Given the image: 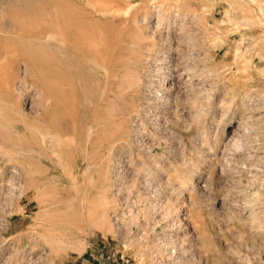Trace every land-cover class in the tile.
I'll return each instance as SVG.
<instances>
[{"label": "rangeland", "instance_id": "obj_1", "mask_svg": "<svg viewBox=\"0 0 264 264\" xmlns=\"http://www.w3.org/2000/svg\"><path fill=\"white\" fill-rule=\"evenodd\" d=\"M0 264H264V0H0Z\"/></svg>", "mask_w": 264, "mask_h": 264}, {"label": "bare ground", "instance_id": "obj_2", "mask_svg": "<svg viewBox=\"0 0 264 264\" xmlns=\"http://www.w3.org/2000/svg\"><path fill=\"white\" fill-rule=\"evenodd\" d=\"M13 172H14L15 175H17V170L14 169ZM18 174H19V173H18ZM19 175H20V174H19ZM17 177H18V176H17ZM15 179H16V178H15ZM16 181H17V180H16ZM18 181H19V179H18ZM20 182H21V181H20ZM22 187H23V186H22ZM16 188H18V187H16Z\"/></svg>", "mask_w": 264, "mask_h": 264}]
</instances>
